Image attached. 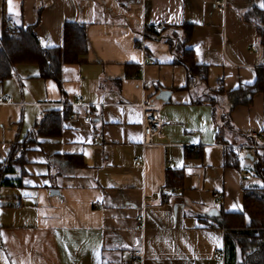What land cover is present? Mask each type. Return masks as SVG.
<instances>
[{"label":"crops","instance_id":"crops-1","mask_svg":"<svg viewBox=\"0 0 264 264\" xmlns=\"http://www.w3.org/2000/svg\"><path fill=\"white\" fill-rule=\"evenodd\" d=\"M216 1L12 0L10 14L0 0V48L3 35L19 28H34L44 48H59L66 23L85 25L88 41V52L63 67L61 87L42 79L36 64H19L0 82V98L14 101L0 104V264H226L222 214H243L245 191L261 185L255 150L264 166V39L245 18L263 7L262 0H223L220 10ZM153 25L182 41L191 26L187 49L208 67L206 85L188 87L166 39H143ZM258 84L263 90L250 105L234 107L228 94ZM220 88L221 108L194 103ZM144 103L163 122L146 149ZM64 108L74 114L60 137H30ZM225 112L236 133L222 132ZM248 137L256 147L246 146ZM24 144L15 157L26 163L4 175ZM228 148L239 168L226 166ZM169 171H183L181 185L169 184ZM138 249L144 257L133 260Z\"/></svg>","mask_w":264,"mask_h":264},{"label":"trees","instance_id":"trees-1","mask_svg":"<svg viewBox=\"0 0 264 264\" xmlns=\"http://www.w3.org/2000/svg\"><path fill=\"white\" fill-rule=\"evenodd\" d=\"M254 20L259 27L261 40L264 39V7L256 9L245 17ZM167 28L146 26L142 32L143 39H166L176 57V62L184 66L188 72V87L193 84L206 85L208 80V67L196 63L194 52L187 49L191 38V26H186L185 39L182 41L178 35L164 37ZM64 41L59 48H44L34 28H19L17 31H7L1 39L0 48V82L13 76L15 67L19 64H36L40 69V77L54 80L62 86L63 67L67 64L77 63L82 55L88 52L86 27L79 23H66L64 27ZM133 71L140 67L133 66ZM129 75V74H128ZM130 76V75H129ZM261 86L244 87L239 91L228 94L234 107L250 105L255 93L262 91ZM226 92L220 88L216 92L207 91L194 99L195 104L207 103L215 110L222 107ZM73 111L68 108L48 113L39 123L30 136L32 139L44 137L55 139L61 136L64 125L73 116ZM223 130L236 133L231 119V112L222 115ZM221 136L218 133V137ZM220 138V137H219ZM246 146L254 145L253 138H245ZM26 144L14 150L7 164L2 168L3 174H9L15 167H23L26 163L24 156L16 158V153L24 154ZM254 162V175L264 185L263 157L258 150L252 153ZM72 160V158H70ZM74 162L82 165L81 158ZM226 166L239 168V157L235 149L228 148L226 153ZM184 173L168 172L170 185H181ZM172 178L175 180L172 181ZM5 180L3 184H5ZM256 185L245 191V204L243 214H222L224 225L228 230L225 235V263L226 264H264V187ZM248 220V221H247Z\"/></svg>","mask_w":264,"mask_h":264},{"label":"built area","instance_id":"built-area-1","mask_svg":"<svg viewBox=\"0 0 264 264\" xmlns=\"http://www.w3.org/2000/svg\"><path fill=\"white\" fill-rule=\"evenodd\" d=\"M216 7L220 10H223L226 8V4L225 1L223 0H217L216 1ZM0 104L4 105V104H8V105H12L14 104V101L12 98H0ZM81 105V104H80ZM143 107V121H142V146L143 148H148L150 146L153 145V139L160 135L162 128H163V122L162 120L159 118L157 112L153 111V110H149L147 104H142ZM93 121V118L91 115L87 116L85 118V122L87 123H91ZM93 140L99 141L101 139L99 134H95L92 138ZM251 147H256L251 146ZM135 161L139 164H143L144 163V156H138ZM170 161V160H169ZM173 190H176V188H174ZM216 198H220L219 195H215ZM99 205V204H97ZM143 218L142 217H138V222H142ZM2 246L1 243V232H0V248ZM220 256L223 254H219ZM144 257V252L142 249H138L135 250L134 252H132V259L133 260H138V259H142Z\"/></svg>","mask_w":264,"mask_h":264},{"label":"snow or ice","instance_id":"snow-or-ice-1","mask_svg":"<svg viewBox=\"0 0 264 264\" xmlns=\"http://www.w3.org/2000/svg\"><path fill=\"white\" fill-rule=\"evenodd\" d=\"M261 7H264V0H262V3H261ZM8 10H9V13H13L14 12V6H13V3H12V0H8ZM45 47H47V45L45 44L44 45ZM54 87V86H53ZM26 183H31V181H25ZM45 184L48 183L47 180L44 181ZM261 187H264V185H261ZM27 195V194H26ZM237 206L236 205H233V208H236Z\"/></svg>","mask_w":264,"mask_h":264},{"label":"water","instance_id":"water-1","mask_svg":"<svg viewBox=\"0 0 264 264\" xmlns=\"http://www.w3.org/2000/svg\"><path fill=\"white\" fill-rule=\"evenodd\" d=\"M160 97H162V96H160ZM252 158V157H251ZM54 193H57L58 194V191H52V194H54Z\"/></svg>","mask_w":264,"mask_h":264},{"label":"rangeland","instance_id":"rangeland-1","mask_svg":"<svg viewBox=\"0 0 264 264\" xmlns=\"http://www.w3.org/2000/svg\"><path fill=\"white\" fill-rule=\"evenodd\" d=\"M246 154V153H245Z\"/></svg>","mask_w":264,"mask_h":264}]
</instances>
